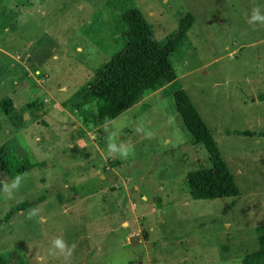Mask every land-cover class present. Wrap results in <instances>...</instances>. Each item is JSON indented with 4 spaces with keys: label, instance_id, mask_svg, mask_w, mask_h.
I'll list each match as a JSON object with an SVG mask.
<instances>
[{
    "label": "rangeland",
    "instance_id": "1",
    "mask_svg": "<svg viewBox=\"0 0 264 264\" xmlns=\"http://www.w3.org/2000/svg\"><path fill=\"white\" fill-rule=\"evenodd\" d=\"M257 6L264 14V0H0V102L14 108L0 105V149L36 165L19 174L13 198L0 189V260L112 264L126 249L129 264H242L255 252L264 216V23H249ZM128 10L160 45L192 17L170 57L176 79L91 129L75 96L124 49ZM179 89L238 197L191 199L187 174L210 162L176 111ZM56 238L75 245L71 255L54 249Z\"/></svg>",
    "mask_w": 264,
    "mask_h": 264
},
{
    "label": "trees",
    "instance_id": "2",
    "mask_svg": "<svg viewBox=\"0 0 264 264\" xmlns=\"http://www.w3.org/2000/svg\"><path fill=\"white\" fill-rule=\"evenodd\" d=\"M123 20L127 26L124 49L99 68L93 79L75 96L76 99L82 100L81 104L76 102L75 110L84 111L91 129L113 121L147 95L176 79L170 57L193 21L190 15H186L179 22L177 34L160 45L154 37L152 27L138 11L128 10ZM172 95L183 125L195 143L204 146L210 162V168L194 170L187 174L185 182L191 199L214 200L238 197L239 191L234 176L222 159L212 132L201 119L189 96L181 89L174 91ZM257 98L264 103V93L259 94ZM0 105L7 115L14 110L12 100L9 98L3 99ZM90 105L94 109L91 115L87 110V106ZM241 134L255 135L252 132H241ZM259 135L264 136V131ZM4 150L0 149V189L11 177L26 173L36 166L18 160ZM27 205L18 204L8 213V217L13 211L22 210ZM0 264L6 262L0 260ZM242 264H264V216L258 238V249L244 255Z\"/></svg>",
    "mask_w": 264,
    "mask_h": 264
},
{
    "label": "clouds",
    "instance_id": "3",
    "mask_svg": "<svg viewBox=\"0 0 264 264\" xmlns=\"http://www.w3.org/2000/svg\"><path fill=\"white\" fill-rule=\"evenodd\" d=\"M256 22L264 23V14H261L259 6L255 7L253 9L252 15L249 19V23H256ZM109 151L112 153L116 152V149L114 147V143L109 144ZM119 153H121V155L126 157L128 155V150L123 146V151L119 152ZM23 179H24L23 175H18L11 182V184H8V183L3 184L2 191L4 194H6L7 198H13L14 197V192L19 190V188L21 186V182ZM35 214H36V210H31L29 218H31ZM53 246H54V249H59L61 253H63L67 249L69 255H71V253L75 249L74 244L71 246V248H69V246L65 243V241L62 238L54 239L53 240Z\"/></svg>",
    "mask_w": 264,
    "mask_h": 264
},
{
    "label": "crops",
    "instance_id": "4",
    "mask_svg": "<svg viewBox=\"0 0 264 264\" xmlns=\"http://www.w3.org/2000/svg\"><path fill=\"white\" fill-rule=\"evenodd\" d=\"M104 178H106V177H104ZM134 189H136V186H134ZM111 263L112 264H129L130 260H129L128 253H127L126 249H121L119 251L112 253Z\"/></svg>",
    "mask_w": 264,
    "mask_h": 264
},
{
    "label": "water",
    "instance_id": "5",
    "mask_svg": "<svg viewBox=\"0 0 264 264\" xmlns=\"http://www.w3.org/2000/svg\"><path fill=\"white\" fill-rule=\"evenodd\" d=\"M137 264H141V262H140V261H138V262H137Z\"/></svg>",
    "mask_w": 264,
    "mask_h": 264
}]
</instances>
